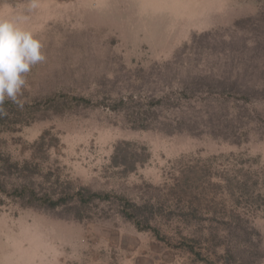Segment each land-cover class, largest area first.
Here are the masks:
<instances>
[{
  "label": "rangeland",
  "instance_id": "1",
  "mask_svg": "<svg viewBox=\"0 0 264 264\" xmlns=\"http://www.w3.org/2000/svg\"><path fill=\"white\" fill-rule=\"evenodd\" d=\"M37 2L38 7L29 10L30 0H0V19L27 16L22 26L44 44L45 62L26 74L24 102L65 92L100 104L50 114L19 131L0 134V151L12 161L28 157L23 142H32L41 131L54 127L60 132L61 148L52 153V159L62 166V177L72 179L75 187L84 184L93 190L122 192L138 202L148 195L138 186L144 181L159 184L168 160L182 154L234 151L257 157L264 167V66L250 59V54L264 57V46L244 50L241 33L240 40L225 38L230 31L223 39L189 43L193 34H223L235 20L264 11V0ZM195 82H200L202 92H219L231 83L240 90L224 100L214 94L180 99L174 111L164 105L158 108L182 120L183 114L198 113L204 101H212L221 114L214 126L210 123L197 137L184 129L166 134L157 130L158 125L132 130L124 124L122 113L111 108L113 102L130 95L150 102L173 96L182 87L189 93L199 86ZM244 91H251L247 100L241 98ZM239 110L246 115L236 121L235 133L243 123L250 130L244 143L230 144L220 135L229 133L227 115ZM119 138L144 143L151 158L125 179L105 180L99 173ZM0 172L5 175L3 169ZM4 178L8 183L17 180L11 175ZM2 198L0 264H195L186 252L166 247L150 232L138 231L126 222L113 198L93 202L82 220L74 219L65 207L44 212ZM163 230L174 233L168 227ZM219 235L223 246L217 251L231 253L233 264H264L263 214L244 217ZM225 260L229 261L228 256Z\"/></svg>",
  "mask_w": 264,
  "mask_h": 264
},
{
  "label": "trees",
  "instance_id": "2",
  "mask_svg": "<svg viewBox=\"0 0 264 264\" xmlns=\"http://www.w3.org/2000/svg\"><path fill=\"white\" fill-rule=\"evenodd\" d=\"M240 33L244 50L264 46V11L235 20L223 34L218 31L193 34L189 43L224 35L228 39L240 40ZM250 59L262 62L264 66V57H253L250 54ZM195 84L199 86L189 90V93L188 89L182 87L173 96L168 95L156 101L141 102L131 95L126 100L119 98L111 108L122 113L124 124L132 130H150L158 125L157 130L166 134L184 129L191 136L197 137L203 134L204 128L210 123L214 126L217 116L221 114L217 113L212 101H204L197 109L198 113L195 111L190 115L183 114L182 120L166 116L158 108L164 105L174 111L179 106L180 99L214 94L223 96L224 100L226 97H234L240 90L236 91L231 83L219 92L210 89L202 92L200 82ZM241 95V98L247 100L251 91L241 92ZM99 104L100 102L94 103L84 96L65 92L35 97L24 102L23 109L6 102L8 115L0 118V134L19 131L46 119L50 114H63L79 107ZM157 112L163 116L160 117ZM229 114V133L220 137L230 144L241 145L246 140L249 125L241 124L237 133L234 128H238L235 127L236 121L245 118L246 113L239 110ZM220 124L225 125L222 121ZM59 135V131L49 127L41 131L34 141L23 142V149L28 152V157L22 161H12L0 151V171L3 169L5 175L17 179L8 183L5 175L0 172V196H5L9 202L21 208L38 211L48 212L65 207L73 212L76 220H82L87 215L88 207L93 202L113 198L117 200L118 212L126 222L131 223L138 231L150 232L164 246L186 252L195 264H233L231 253L217 251V248L223 246L219 233L229 230L234 222L244 217L264 215V167L255 156L234 151L205 156L199 153L176 156L168 160L159 184L144 181L138 186L148 194L138 202L122 192L93 190L90 185L84 184L75 187L72 179L62 177V166L57 159H52V153L59 152L61 148ZM210 135L215 134L212 132ZM150 158L151 153L144 143L119 138L113 143L99 174L105 180L125 179L148 164ZM2 197L0 205H4ZM164 227L173 229V235L163 230ZM226 256L228 262L225 260Z\"/></svg>",
  "mask_w": 264,
  "mask_h": 264
},
{
  "label": "clouds",
  "instance_id": "3",
  "mask_svg": "<svg viewBox=\"0 0 264 264\" xmlns=\"http://www.w3.org/2000/svg\"><path fill=\"white\" fill-rule=\"evenodd\" d=\"M37 7V0H30L29 10ZM27 19L22 14L0 19V118L8 115L6 102L23 109L26 74L46 60L42 41L22 26Z\"/></svg>",
  "mask_w": 264,
  "mask_h": 264
}]
</instances>
